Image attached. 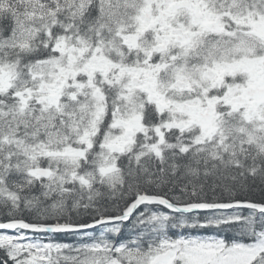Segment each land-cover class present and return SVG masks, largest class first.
I'll return each mask as SVG.
<instances>
[{"label": "snow or ice", "instance_id": "snow-or-ice-1", "mask_svg": "<svg viewBox=\"0 0 264 264\" xmlns=\"http://www.w3.org/2000/svg\"><path fill=\"white\" fill-rule=\"evenodd\" d=\"M0 264H264V0H0Z\"/></svg>", "mask_w": 264, "mask_h": 264}]
</instances>
